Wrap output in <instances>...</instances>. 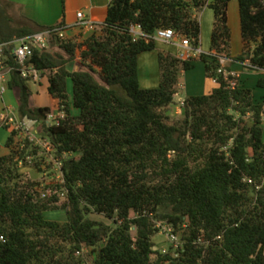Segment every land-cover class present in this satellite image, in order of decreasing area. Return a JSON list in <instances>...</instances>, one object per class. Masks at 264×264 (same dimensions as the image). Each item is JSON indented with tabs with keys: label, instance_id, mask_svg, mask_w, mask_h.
<instances>
[{
	"label": "trees",
	"instance_id": "obj_1",
	"mask_svg": "<svg viewBox=\"0 0 264 264\" xmlns=\"http://www.w3.org/2000/svg\"><path fill=\"white\" fill-rule=\"evenodd\" d=\"M231 1L111 0L91 36L35 51L32 63L47 75L49 95L65 114L58 124H46L51 109L31 106L28 81L12 74L8 88L20 90L19 117L43 122L62 161V182L42 198L40 180H24L19 170L40 149L18 150V133L4 126L10 135L7 155L0 146V264H88L80 256L85 248L90 264H264V103L238 78L219 73L232 72L221 59L264 70V0H238L242 41L254 49L237 57ZM205 8L214 27L210 53L199 58L217 87L187 97L184 118L172 120L181 74L195 59L160 54L158 88L142 89L139 56L154 51L156 41H134L130 28L151 36L172 29L198 50ZM33 33L22 29L17 37ZM73 61L84 70L70 72ZM257 87L264 90V78ZM57 210L66 211V222L45 218ZM93 213L115 226L91 220ZM157 221L181 234L175 253L154 250Z\"/></svg>",
	"mask_w": 264,
	"mask_h": 264
},
{
	"label": "rangeland",
	"instance_id": "obj_2",
	"mask_svg": "<svg viewBox=\"0 0 264 264\" xmlns=\"http://www.w3.org/2000/svg\"><path fill=\"white\" fill-rule=\"evenodd\" d=\"M211 11V9H209ZM212 13V11H211ZM229 25L232 31V53L233 54H241L243 48H242V39H241V31H240V16H239V3L238 0H232L229 7ZM214 27V26H213ZM211 42V37H210ZM55 45V44H54ZM58 45L56 44V47ZM165 46L171 47L169 44H165ZM55 47V46H54ZM55 47V51H57ZM162 48L161 46H159ZM159 47L157 50L143 54L142 56L144 59L140 62L139 67V81H140V87L145 90H151V89H157L159 85H155L154 81L161 79L160 77V66H159V56L160 50ZM245 50H252L251 46ZM180 55L185 54V50L180 49ZM178 54V53H177ZM145 55V56H144ZM70 71H78V70H84L82 65L79 63V61H73L72 64L69 65ZM183 74H181L182 76ZM204 71L201 66H196V68L191 71L187 72V74L182 78V81H185L187 83L188 88L184 90V94H189V92H199L202 94L204 92ZM254 78V77H253ZM252 78V79H253ZM206 82L211 84V81L206 80ZM205 83V84H207ZM207 86V85H206ZM208 87V86H207ZM69 89H70V101L72 104V82H69ZM250 89L254 90V96L256 99L260 96V88L257 87L255 84L254 86L250 87ZM8 89L4 97L6 98L5 102L7 107L13 108L15 110H12L15 112L17 118L19 119L18 114V106H19V99H20V90L14 89L10 90ZM181 91V87H178V95L175 97V104L171 106L169 115L172 120H178L184 118V110H183V104L184 99L182 98V94H179ZM41 96H35V98H32V103L37 105L35 107H48L51 109V116L47 119L46 124L48 126L55 125L60 119L62 111L58 104H55L52 102L50 95L46 90L41 91ZM182 92V91H181ZM206 92V91H205ZM205 92L203 94H205ZM208 92V91H207ZM199 95V94H197ZM73 114L78 115L79 112L72 108ZM249 123H251V119H247ZM5 129V128H4ZM0 129V140L5 138L6 135V129ZM27 132L29 135L34 136L37 140L41 141L42 145L46 144V141L48 140V137L45 132V128L43 125V122H32L29 121V125L27 126ZM10 135V134H9ZM2 145H4L5 141H2ZM5 147V145H4ZM38 147L39 154L37 156H33L30 159H27L26 162L21 164L19 166L20 173L24 175V180H40V192L45 197L42 196V198H51L52 195L56 193V190L54 187L61 183L62 177L60 174L58 162L61 161L58 156H56L54 151H48L43 146L41 147L39 144L32 145V148ZM32 148H30L28 151L31 153ZM2 155H7L9 153L8 149L3 150ZM78 155H64L63 159H70V158H77ZM40 163V169L41 171L37 169V167L34 165V163ZM60 194L61 203L64 202V197L60 192H57ZM60 203V204H61ZM45 218L47 220L51 221H59V222H66L67 221V213L64 210H57L52 212H46ZM89 218L93 221L104 223L106 225H110L114 227L112 221L108 220L106 217L98 214H91L89 215ZM157 229L158 232L153 237V241L155 244L156 250H161L165 252H173L175 253L177 251L175 245L172 244V241L170 240V228L173 227L168 225L167 222L163 221H157ZM133 233H136V230H132ZM178 243L181 241V234H178ZM81 258L86 261L88 264L93 261L94 257L91 255V249L85 248L82 251V254L80 255Z\"/></svg>",
	"mask_w": 264,
	"mask_h": 264
},
{
	"label": "crops",
	"instance_id": "obj_3",
	"mask_svg": "<svg viewBox=\"0 0 264 264\" xmlns=\"http://www.w3.org/2000/svg\"><path fill=\"white\" fill-rule=\"evenodd\" d=\"M110 3L111 0H0V42L4 38H8V39L10 38L8 41L17 38V33L22 29H28L34 31V33H37L46 28L56 27L61 22L64 23V25L62 26L66 28L65 31L66 39H74L77 41H82L88 38L89 36H91L93 33H95L97 31L98 26L103 25L105 23L108 13V7ZM211 11L209 10V8H205L199 14V18L201 22V41H200V48L198 50L200 51L201 54H208L210 53V49H211L210 37L212 39L213 26H214V13L213 11L211 13ZM78 12H83L89 20L95 23L96 27L94 30H83L75 26L76 23L78 22L77 19ZM38 27H42L44 29L36 31ZM240 31H241V27H240ZM165 44L166 43L162 41H156L155 50H157L158 47L161 46L162 48L159 47L160 53H171L179 58L182 56L179 54L180 53L179 50L180 49L185 50L184 48L180 47V40H177L176 45H170L171 47L168 48L165 46ZM242 48L243 50L241 54L245 51V45L243 41H242ZM251 48L254 49V46L252 45ZM186 52L187 51L185 50V53ZM142 55L139 56V67H140V62L144 59ZM232 55L233 57L239 56L233 53ZM199 57H200L199 54H193L192 58L195 59L194 68L187 72L193 71L197 65L202 67L205 77L204 92L206 91L205 94H208L214 88L217 87V84L214 80H210L207 78L205 71V64L200 60ZM70 64H68L67 66L69 71H70L69 69ZM227 64L230 66L231 71L240 80L241 86L250 88L255 84L257 85L259 79L264 78L263 72L251 70L250 67L245 64L229 63V62ZM187 72L182 73L183 75L180 78V83L178 86L181 87V91H182V92L180 91L179 93L182 94L181 99L185 100L187 97L190 96L204 95L203 94L204 92L200 94L197 91L189 92V94H184V90L188 88V85L187 83H185V81H182V78H184ZM206 80L211 81V84L208 85ZM154 83L155 85L156 84L159 85L160 81L157 79L154 81ZM28 84L32 92L30 104L31 106L35 107L37 105L32 103V98H35V96L40 97L42 90H46L48 92V87H49L48 77L46 75L40 84H35V83H28ZM260 90H261L260 92L261 94L257 100L258 102L264 103V90L263 89ZM50 98L52 102L58 104V102L54 100L51 96ZM5 100L6 98L3 97V99L0 101L1 103L0 114L3 111L15 110L13 108L7 107ZM37 108H41V107H37ZM0 129H4V127L1 126V124H0ZM263 129H264V119H263ZM9 134L10 131L7 130L5 138L0 140L1 152L7 149L6 147H4V145H6ZM2 141H5L4 145H2L3 143Z\"/></svg>",
	"mask_w": 264,
	"mask_h": 264
},
{
	"label": "built area",
	"instance_id": "obj_4",
	"mask_svg": "<svg viewBox=\"0 0 264 264\" xmlns=\"http://www.w3.org/2000/svg\"><path fill=\"white\" fill-rule=\"evenodd\" d=\"M78 22L76 27L83 30H94L96 25L91 20H89L83 12L77 13ZM65 27H50L46 28L37 33L27 35L24 37H17L13 40L0 42V101L3 99L8 88V83L12 77V74L17 72L20 77L28 83L40 84L44 77L46 76L43 71L39 70L34 63H32V58L35 51H46L49 50L54 44L59 45L63 40H67L65 36ZM130 33L134 41L144 39L146 41H162L169 45H176L177 40H180V47L184 48L187 52L183 54L180 58L183 60H189L193 57V54H201L199 50H194L191 46L190 40L187 37L179 36L172 29H160L154 35H146L140 26L132 25L130 28ZM14 59L16 65H13L11 60ZM220 63L225 66L228 61L221 59ZM249 66V64H245ZM250 67V66H249ZM264 73V70H261ZM219 73L224 74V76H232L237 78L233 72H227L223 68L219 70ZM237 81H232V88L236 87ZM51 115H49L50 117ZM65 114L62 112L60 119H63ZM48 117V118H49ZM56 124L59 123V120ZM1 126L10 127L12 130L18 133L16 142L18 145V150L23 151L28 148H32V145L39 144L43 146L48 151H54L55 148L50 143L42 145L41 141L37 140L34 136L28 134L27 126L29 125V120L17 118L15 112L11 110L3 111L0 114ZM29 143V144H28ZM28 149V150H29ZM27 150V151H28ZM29 152V151H28ZM31 156L27 157L30 159ZM60 174L62 177V161L58 162ZM62 182V180H61ZM64 197V194H62ZM170 240L172 244L175 245L176 249L179 248V241L177 235L174 234L172 228H170ZM165 252V251H164Z\"/></svg>",
	"mask_w": 264,
	"mask_h": 264
},
{
	"label": "water",
	"instance_id": "obj_5",
	"mask_svg": "<svg viewBox=\"0 0 264 264\" xmlns=\"http://www.w3.org/2000/svg\"><path fill=\"white\" fill-rule=\"evenodd\" d=\"M154 250H156V249H154Z\"/></svg>",
	"mask_w": 264,
	"mask_h": 264
}]
</instances>
